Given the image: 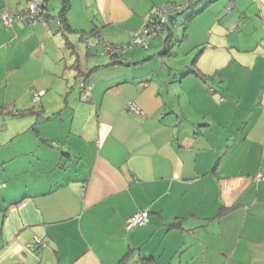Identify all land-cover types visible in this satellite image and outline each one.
Instances as JSON below:
<instances>
[{
	"label": "crops",
	"instance_id": "0c3cea01",
	"mask_svg": "<svg viewBox=\"0 0 264 264\" xmlns=\"http://www.w3.org/2000/svg\"><path fill=\"white\" fill-rule=\"evenodd\" d=\"M63 1L0 23V264H264V0H199L121 61L100 39L182 0H68L60 28Z\"/></svg>",
	"mask_w": 264,
	"mask_h": 264
},
{
	"label": "built area",
	"instance_id": "2783aa9c",
	"mask_svg": "<svg viewBox=\"0 0 264 264\" xmlns=\"http://www.w3.org/2000/svg\"><path fill=\"white\" fill-rule=\"evenodd\" d=\"M45 0H30L28 5L23 9H17L15 11L1 10L0 11V23L4 25H12L15 21H24L28 24L35 25L39 22H46L47 17L42 5ZM198 0H183L181 2H170L157 6L153 9L147 21L142 27L136 29L133 32V36L130 42L127 43H114L107 41L103 38L100 39V45L104 53H108L111 56H116L122 54L126 49L133 46H147L149 39L159 33L162 28L163 22L169 16V14L175 10L187 7ZM89 36V34H88ZM83 90H91L92 86L90 84L82 83ZM40 99V93L34 95V100L38 101ZM128 108L132 109L138 113H142L141 107H139L133 101H129ZM257 180L264 179V172L259 171L256 175ZM1 187V185H0ZM151 208L145 207L139 209L134 215L128 218L125 227L127 229L134 228L138 225L146 224L150 219ZM37 245H45L46 240L43 236H35Z\"/></svg>",
	"mask_w": 264,
	"mask_h": 264
},
{
	"label": "trees",
	"instance_id": "16d2710c",
	"mask_svg": "<svg viewBox=\"0 0 264 264\" xmlns=\"http://www.w3.org/2000/svg\"><path fill=\"white\" fill-rule=\"evenodd\" d=\"M46 1V0H45ZM45 1H43L42 2V5H43V8H44V11H45V15L46 16H50V14L48 13V11H47V4H46V2ZM64 3H63V6H62V8H61V10H60V12H59V14H58V16H54V18H55V20L57 21V24H58V26H60V28H64V27H66V26H68L69 25V23H68V21H67V11H68V9H69V2H68V0H64L63 1ZM197 2V1H196ZM195 3V2H194ZM193 4V3H192ZM189 6H191V5H189ZM189 6H187V7H189ZM157 7V6H156ZM155 7V8H156ZM187 7H184V8H181V9H178V10H175V11H173V12H171L170 14H169V16L166 18V20L163 22V24H162V28H161V30L159 31V33H157L156 35H154V36H152L150 39H149V41L151 40V39H153V38H156L159 34H160V32L161 31H163L165 28H167V27H169L170 28V26L172 27V25L173 26H176V21L173 19V16H175V14H178V13H180L181 11H183L185 8H187ZM190 18V17H189ZM59 22V23H58ZM170 22H171V24H170ZM132 39V38H131ZM131 41V40H130ZM130 41H128V42H130ZM125 43H127V42H125ZM170 41H169V38L166 40V46H165V48H164V50L166 51V50H169V47H170ZM148 45H149V42H148ZM148 45L147 46H142V47H144V48H147L148 47ZM138 46H140V45H138ZM133 47H136V46H133ZM112 57H116L118 60H120L118 57H120V58H123V57H121V54L120 55H116V56H112ZM121 61V60H120ZM122 62H125V60H122ZM40 100V99H39ZM38 100V101H39ZM35 101V100H34ZM27 109H25L24 111H26ZM24 111H21V110H16V111H13V113L14 114H17V115H21V114H24ZM38 112V111H37ZM38 113H40V112H38ZM66 153V152H65ZM263 180V179H262ZM2 187V186H1ZM0 187V188H1ZM127 229V228H126ZM132 229V228H131ZM34 245H35V248H39V247H41V246H44V245H37L36 244V240L34 239ZM46 245V244H45ZM145 262V264H148L146 261H144Z\"/></svg>",
	"mask_w": 264,
	"mask_h": 264
},
{
	"label": "rangeland",
	"instance_id": "374dc122",
	"mask_svg": "<svg viewBox=\"0 0 264 264\" xmlns=\"http://www.w3.org/2000/svg\"><path fill=\"white\" fill-rule=\"evenodd\" d=\"M183 1V0H182ZM46 3L47 2H50V3H54V0H46L45 1ZM179 2H181V1H179ZM232 6H233V1L232 0H229V2L227 3V5H226V9L227 10H230L231 8H232ZM54 22L56 23V21L54 20ZM56 25H57V23H56ZM89 34V33H88ZM88 34H87V36H88ZM78 39V38H77ZM76 39V40H77ZM80 43H82V45L80 44ZM81 46V48H78V53L75 51V53L74 52H71L72 53V55L74 56V58H75V60H77V62H76V64H79V66H80V68L82 69V73L84 74L85 72H88L89 70L88 69H86V58H87V43L86 42H84V41H81V42H79L78 43V47H80ZM141 48H144V47H142L141 46ZM100 52L101 53H103V51H102V48H100ZM76 53L79 55V58L77 57V55H76ZM104 54V53H103ZM75 60H73L74 61V63H75ZM77 67V65L74 67L73 66V68H74V71H77L78 70V67ZM77 69V70H76ZM67 71H69V69H67ZM77 73H78V71H77ZM37 102V101H36ZM11 118H16V119H24L25 118V116H22V117H19V118H17V117H11ZM34 119H36V118H34ZM40 123H43V126L45 125V123H46V121H44V120H42L41 118H40ZM11 124V123H10ZM10 124H8V125H5V127H8V126H10ZM40 127H39V124H37V125H35V126H33V132L36 134H38V131L40 130L39 129ZM2 133V134H1ZM0 134H1V136H0V139H3V137L5 136V133H4V131H2V132H0ZM2 150H6L5 152L6 153H9V151H7V150H11V148H10V146H4V147H0V151H2ZM19 157H22V159H21V161H26V158H24L23 156H19ZM17 160V159H16ZM16 160L14 161V162H16ZM11 165V164H10ZM13 166H14V164H13ZM8 167H10V166H8ZM18 182H20V180L18 181ZM0 185L2 186L1 188H0V191L2 190V189H4L6 186H5V183H3L2 181L0 182Z\"/></svg>",
	"mask_w": 264,
	"mask_h": 264
},
{
	"label": "clouds",
	"instance_id": "9594fccd",
	"mask_svg": "<svg viewBox=\"0 0 264 264\" xmlns=\"http://www.w3.org/2000/svg\"><path fill=\"white\" fill-rule=\"evenodd\" d=\"M199 1V0H198Z\"/></svg>",
	"mask_w": 264,
	"mask_h": 264
}]
</instances>
